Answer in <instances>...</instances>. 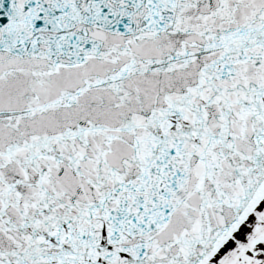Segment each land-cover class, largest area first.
I'll return each mask as SVG.
<instances>
[{
    "label": "snow or ice",
    "instance_id": "obj_1",
    "mask_svg": "<svg viewBox=\"0 0 264 264\" xmlns=\"http://www.w3.org/2000/svg\"><path fill=\"white\" fill-rule=\"evenodd\" d=\"M0 264H264V0H0Z\"/></svg>",
    "mask_w": 264,
    "mask_h": 264
}]
</instances>
